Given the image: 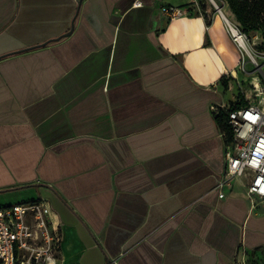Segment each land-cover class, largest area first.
Masks as SVG:
<instances>
[{
	"label": "crops",
	"instance_id": "0c3cea01",
	"mask_svg": "<svg viewBox=\"0 0 264 264\" xmlns=\"http://www.w3.org/2000/svg\"><path fill=\"white\" fill-rule=\"evenodd\" d=\"M192 2L0 0V208L47 199L57 264H234L264 251L249 180L215 190L225 140L211 107L240 91L225 19L237 22L225 4L162 14Z\"/></svg>",
	"mask_w": 264,
	"mask_h": 264
},
{
	"label": "built area",
	"instance_id": "2783aa9c",
	"mask_svg": "<svg viewBox=\"0 0 264 264\" xmlns=\"http://www.w3.org/2000/svg\"><path fill=\"white\" fill-rule=\"evenodd\" d=\"M162 14L173 20L191 13L189 8L166 6L162 8ZM225 21L232 40L240 49L239 66L242 69L249 56L239 39L247 41V36L237 24L228 19ZM239 87L242 90L240 84ZM256 90V95L264 93L263 79L256 83ZM245 97L246 104L237 108L230 105L211 107L213 113L226 110V121L232 133L231 140L225 142L224 169L215 190L219 198H223L225 187H231L236 179H247V195L254 205L257 198L264 200V100L251 102ZM221 134L223 138L226 136L222 131ZM51 216L52 208L47 199L1 207L0 264H57L61 238Z\"/></svg>",
	"mask_w": 264,
	"mask_h": 264
},
{
	"label": "rangeland",
	"instance_id": "374dc122",
	"mask_svg": "<svg viewBox=\"0 0 264 264\" xmlns=\"http://www.w3.org/2000/svg\"><path fill=\"white\" fill-rule=\"evenodd\" d=\"M190 6L192 13L206 14L209 9L216 12L219 11L218 8L222 10L224 4L220 0H193ZM246 36L249 47L253 52V57H246L247 63L245 66L242 65V69L240 68L239 70V82L243 86V89L241 90L239 87V90L251 102L263 101V92H260V95H256V83L260 78L264 80V37L260 31L251 32L246 34ZM239 82L237 80L238 86ZM234 264H264V251L244 252L240 258L235 260Z\"/></svg>",
	"mask_w": 264,
	"mask_h": 264
},
{
	"label": "trees",
	"instance_id": "16d2710c",
	"mask_svg": "<svg viewBox=\"0 0 264 264\" xmlns=\"http://www.w3.org/2000/svg\"><path fill=\"white\" fill-rule=\"evenodd\" d=\"M234 14L237 25L242 32L249 34L251 32L260 31L264 37V0H220ZM191 7V6H190ZM190 13L192 10L190 8ZM232 79V77H230ZM245 94L239 91L235 102L230 104L231 108H237L245 105ZM214 117L220 127V130L226 133L224 136L225 142H229L232 138V133L227 124L226 110H220L214 113Z\"/></svg>",
	"mask_w": 264,
	"mask_h": 264
},
{
	"label": "bare ground",
	"instance_id": "6f19581e",
	"mask_svg": "<svg viewBox=\"0 0 264 264\" xmlns=\"http://www.w3.org/2000/svg\"><path fill=\"white\" fill-rule=\"evenodd\" d=\"M239 41H241V45H242V48L245 54H247L249 57H253V52L251 51L249 47L248 40L246 41V40L239 39Z\"/></svg>",
	"mask_w": 264,
	"mask_h": 264
},
{
	"label": "water",
	"instance_id": "95a60500",
	"mask_svg": "<svg viewBox=\"0 0 264 264\" xmlns=\"http://www.w3.org/2000/svg\"><path fill=\"white\" fill-rule=\"evenodd\" d=\"M80 4H81V0H79V8H80ZM219 9H221V8H219ZM73 27H74V22H73L72 28L70 29L69 32H67L66 34H64V37L67 36V35H69V34L72 32ZM59 39H61V38H59ZM59 39H58V40H59ZM54 41H56V40H54Z\"/></svg>",
	"mask_w": 264,
	"mask_h": 264
}]
</instances>
